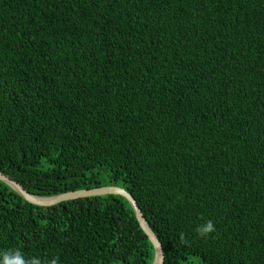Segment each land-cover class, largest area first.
Instances as JSON below:
<instances>
[{"label":"trees","instance_id":"16d2710c","mask_svg":"<svg viewBox=\"0 0 264 264\" xmlns=\"http://www.w3.org/2000/svg\"><path fill=\"white\" fill-rule=\"evenodd\" d=\"M0 171L43 197L125 188L163 264H264V0H0ZM8 248L154 259L123 196L39 206L0 180Z\"/></svg>","mask_w":264,"mask_h":264},{"label":"water","instance_id":"95a60500","mask_svg":"<svg viewBox=\"0 0 264 264\" xmlns=\"http://www.w3.org/2000/svg\"><path fill=\"white\" fill-rule=\"evenodd\" d=\"M0 180L4 181L9 186H11L29 203L39 206H51L60 203L62 201H66L78 197L107 195V194H116L123 196L131 204L139 226L141 227L143 232L148 236V239L150 240V242L154 247V259L151 264H163L164 253H163L162 245L158 240V238L154 235L152 230L149 228L148 224L146 223V220L136 200L134 199L132 194L128 192L125 188H122L115 184H110V185L96 186L92 188L71 190L54 196L43 197L29 193L20 182H18L16 179L12 178L9 174L3 171H0Z\"/></svg>","mask_w":264,"mask_h":264},{"label":"clouds","instance_id":"9594fccd","mask_svg":"<svg viewBox=\"0 0 264 264\" xmlns=\"http://www.w3.org/2000/svg\"><path fill=\"white\" fill-rule=\"evenodd\" d=\"M215 225L211 220H206L195 229L197 236L207 238L215 232ZM182 243L186 242L183 233L179 234ZM0 264H60L58 256L52 258H39L37 256L26 257L20 248H8L0 250Z\"/></svg>","mask_w":264,"mask_h":264}]
</instances>
